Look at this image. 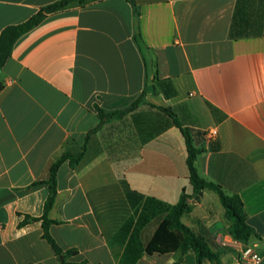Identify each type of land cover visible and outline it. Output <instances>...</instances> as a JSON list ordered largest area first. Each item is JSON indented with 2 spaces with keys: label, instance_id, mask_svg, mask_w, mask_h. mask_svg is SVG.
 <instances>
[{
  "label": "crops",
  "instance_id": "0c3cea01",
  "mask_svg": "<svg viewBox=\"0 0 264 264\" xmlns=\"http://www.w3.org/2000/svg\"><path fill=\"white\" fill-rule=\"evenodd\" d=\"M56 1L0 0V36ZM134 2L99 0L48 15L15 42L1 69L0 264H60L43 237L47 182L58 158L84 146L76 167H59L48 215L56 243L77 250L68 262L198 264L193 250L146 252L166 216L145 211L146 198L172 206L183 190L194 194L185 136L160 107L172 108L204 149L200 175L240 196L254 234L237 240L209 189L191 200L183 222L222 264H241L245 244L264 264V0ZM143 93L134 111L93 131L97 105L125 110ZM161 118L163 131L144 141ZM128 193L142 200L133 206Z\"/></svg>",
  "mask_w": 264,
  "mask_h": 264
},
{
  "label": "trees",
  "instance_id": "16d2710c",
  "mask_svg": "<svg viewBox=\"0 0 264 264\" xmlns=\"http://www.w3.org/2000/svg\"><path fill=\"white\" fill-rule=\"evenodd\" d=\"M99 0H58L46 6H43L35 13L29 20L22 24L12 25L5 28L0 36V71L4 67L8 58L11 55L12 48L15 42L25 33L37 26L45 17L50 14L64 11L69 8L77 6H85L91 2ZM131 4L136 6L134 0H128ZM0 83V89H2ZM144 100L143 95L138 98L130 107L125 110L106 111L105 109L96 106V110L99 117V124L93 131H98L106 123L123 118L128 113L134 111ZM160 111L164 112L171 120L173 125L181 129L186 139L187 144V165L190 172V181L194 188V194L189 195L183 190L179 201L175 205H168L154 198H146L143 202L144 210H158L159 212H166V216L160 223V226L156 230L154 236L146 247V252L152 254H168L181 250L184 254L189 250H193L196 254L198 264H202L204 260H210L217 264H222L220 261L219 253L215 252L207 242V240L198 234H196L189 226H187L182 218L183 215L192 210L191 200L205 189L215 191L221 200L222 205L226 209V216L231 221V233L233 236L242 242H247L251 235L254 234V229L248 224L246 213L244 210V204L239 195H230L226 193L222 187L214 182H211L202 177L197 168V159L201 153L204 152L203 148L197 147L192 138V133L189 128L183 126L179 120L177 114L170 107H160ZM150 123H148L149 125ZM151 127L145 126L140 129V132H148ZM154 131H150L149 136L144 137V141L151 139L157 134L163 131L162 118L159 122V129L154 126ZM151 130V129H150ZM85 152V146L83 150L74 155L70 152L64 153L58 158L51 167V176L47 184L49 185V196L45 203V211L42 217L43 220V237L52 246L60 264H70L68 258L75 255L77 250H63L50 234L49 228L56 221L49 219L48 215L52 209L56 197H57V173L59 167L65 162L69 161L73 167H76L82 160ZM129 201L136 205L138 200H142L133 193H128ZM146 216V215H145ZM149 217V215H147ZM31 218H26V221ZM146 222L148 219L141 218ZM25 221V222H26ZM21 224H24L21 223Z\"/></svg>",
  "mask_w": 264,
  "mask_h": 264
},
{
  "label": "built area",
  "instance_id": "2783aa9c",
  "mask_svg": "<svg viewBox=\"0 0 264 264\" xmlns=\"http://www.w3.org/2000/svg\"><path fill=\"white\" fill-rule=\"evenodd\" d=\"M206 135L210 139H215L218 135V132L216 129H211L208 132H206ZM260 261H261V255L254 247L245 244L240 250L241 264H259Z\"/></svg>",
  "mask_w": 264,
  "mask_h": 264
},
{
  "label": "water",
  "instance_id": "95a60500",
  "mask_svg": "<svg viewBox=\"0 0 264 264\" xmlns=\"http://www.w3.org/2000/svg\"><path fill=\"white\" fill-rule=\"evenodd\" d=\"M202 192L199 193V195H201ZM199 198V196H197V199Z\"/></svg>",
  "mask_w": 264,
  "mask_h": 264
}]
</instances>
